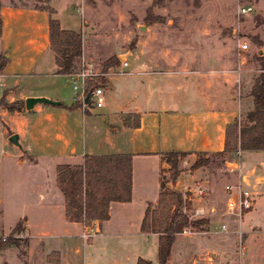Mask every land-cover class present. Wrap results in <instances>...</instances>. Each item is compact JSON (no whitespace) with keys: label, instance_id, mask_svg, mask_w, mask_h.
Wrapping results in <instances>:
<instances>
[{"label":"crops","instance_id":"obj_1","mask_svg":"<svg viewBox=\"0 0 264 264\" xmlns=\"http://www.w3.org/2000/svg\"><path fill=\"white\" fill-rule=\"evenodd\" d=\"M3 1L0 0V53L5 55L7 62L0 76L18 75L19 72L6 71L5 67L22 58L29 64L24 75L34 79L25 85L22 83L26 88L17 96L13 95L19 84L15 79L2 89L6 90L4 97L7 101H22L17 109L8 110L0 106V117L12 111V116H8L9 120L23 123L22 128L15 130L18 133L17 140L22 133L28 136V140L19 154L24 157H19L16 161L28 163L30 169L28 179L31 202L28 211L15 216L8 227L24 217L21 225L28 240V258L31 260L34 245L42 244L41 248L45 249L42 252L45 264H135L138 256L146 257L154 264L157 233L141 231L139 224L145 207L156 205L159 191L158 170L164 166L160 153L165 151L164 148L170 147L206 152L221 149L225 125L239 118L251 107V96L248 93L250 85L242 97L226 95L228 83L217 82L212 85L205 72L193 71L182 75V80L176 76L174 81H164L171 91L170 96L161 95L156 102L145 95L139 99L133 95L117 109L108 112L90 111V108H94L90 106L84 109L67 108L64 105L70 104L75 96L71 78L76 70L70 73L55 72L53 56L48 47V15L31 6H8ZM57 20L60 28L78 31V27L62 25L60 19ZM109 75L107 81L111 83ZM57 79L58 83L60 80L67 82L68 89L72 91L69 96H64L61 90L55 89ZM150 81L156 89L158 81H153V78ZM228 82L231 83L230 79ZM62 84L63 82L59 83ZM105 88L102 86L104 101L101 106L105 105ZM161 88L158 89L163 91ZM30 95H43L58 100L59 103L35 102L27 109L24 98ZM128 115L134 116L133 120L138 119L137 126L132 124ZM30 117L33 122L29 125L26 120ZM77 117L83 121L79 125L75 122ZM74 125L81 126L79 140L70 133ZM84 127L88 132L87 145L82 140ZM13 131L7 129V135ZM153 135H156L155 140ZM141 141L148 142L149 145L141 148L138 146ZM110 152L131 154L129 199L110 200L106 219H91L87 224L67 220L64 216L63 195L56 185V166L80 164L85 153ZM236 154L231 155L235 161H227L228 168L233 169L229 170L231 182H237L253 193L252 205L240 217L234 216L231 219L234 222L233 228L217 232L235 235V230H241V235L247 237V234L257 230L255 218L257 212L264 209V149L239 150L237 156ZM153 158L157 165L151 179L146 174L145 163ZM207 222L210 223V220ZM0 225L2 226L1 220ZM88 226L94 227L95 232L83 238L81 233ZM198 232L200 231L179 232L175 237L178 234H200ZM259 243L256 241L255 245ZM83 245L85 246L82 247ZM201 248H193L195 251L189 249L192 256L188 262L195 259L198 253L208 250ZM252 257L250 253L246 255L248 262L259 264ZM38 258L40 262L41 252L34 261Z\"/></svg>","mask_w":264,"mask_h":264},{"label":"rangeland","instance_id":"obj_2","mask_svg":"<svg viewBox=\"0 0 264 264\" xmlns=\"http://www.w3.org/2000/svg\"><path fill=\"white\" fill-rule=\"evenodd\" d=\"M51 1V16L59 18L62 25L78 27L81 34V55L76 61L75 70L86 61L91 62L95 70L110 72L103 76L106 77V82L100 84L106 87L105 105L90 108V111L108 112L117 109L133 95L138 99L145 95L154 102L161 95L169 97L171 91L164 81H174L176 76L182 80V75L193 71L205 72L212 85L217 82L228 83L226 95L242 97L251 84V78L258 72L255 56H264V0ZM3 4L31 6L33 0H4ZM240 6H249L251 11L239 14ZM251 36L257 37L260 44L253 42ZM242 42L246 43V49L238 47ZM122 55L127 57V67L121 68L126 72H116L120 69L118 58ZM112 56L116 61L104 69L103 61ZM27 65L28 61L21 58L19 62L13 61L5 67L6 71L19 73L13 77L0 76V95L4 85L12 83L14 79L19 81L13 92L15 96L26 88L25 84L34 81L24 75ZM235 69L238 73L232 71ZM108 75L111 83L107 81ZM150 78L158 81L156 89ZM229 79L231 83L228 82ZM58 80L54 83L55 89L61 90L64 96H69L72 91L68 89L67 82L60 80L59 83L63 84L59 85ZM160 87L163 91L159 90ZM6 113L0 117V234L4 236L10 233L18 240L17 245L7 243L0 247V264H45V249L41 248L42 244L34 245L35 251L31 253L30 260L24 229L11 231V227H8L15 216L26 212L31 202V193L28 163L16 161L19 157H24L19 154L25 148L28 136L22 133L17 140L18 145L8 140L7 129L14 130L13 133L18 135L15 130L24 125L9 120L8 116H12V111ZM128 116L133 121L134 116ZM76 119L78 125L83 122L78 117ZM26 122L30 125L33 119L30 117ZM80 130L81 126L74 125L70 132L76 140H79ZM153 139H156V135H153ZM82 140L86 145L89 142L86 127ZM148 145V142L142 141L138 144L141 148ZM169 149L177 148H164L165 151ZM192 150L187 149L189 154L179 158V173L174 186L180 190L185 186H202L200 195H192L191 204L201 205L204 208L203 216L210 223L207 222L201 229L193 228V231H200V234L176 235L172 252L164 264H250L246 258L249 253L251 257L254 256V261L264 264V209L257 212V230L247 234V237L210 231L212 224L217 225L218 222H224L227 228H233L234 222L231 219L234 215L226 213L224 209L223 185L231 182L227 161H235V158L230 156L223 161L218 155L208 153L204 155L211 159L209 163L191 168L193 159L202 155L191 153ZM160 158L164 166L159 168L158 176L166 185L171 186L164 155ZM156 165L154 158L145 163L146 174L151 179ZM256 241L260 243L255 245ZM240 243L244 245L242 252L238 251ZM199 247L208 250L198 253L192 259L193 263L188 262L192 256L189 249L197 250ZM82 250L85 252L84 248ZM39 252L42 254L41 261L38 262L39 258L34 261ZM153 256V263L156 264L155 254Z\"/></svg>","mask_w":264,"mask_h":264},{"label":"trees","instance_id":"obj_3","mask_svg":"<svg viewBox=\"0 0 264 264\" xmlns=\"http://www.w3.org/2000/svg\"><path fill=\"white\" fill-rule=\"evenodd\" d=\"M11 1V0H8ZM50 0H33L31 7L47 13L48 47L53 56L56 73H70L76 69V61L81 55V34L79 31L60 28L58 20L51 16L53 9ZM15 6V5H12ZM1 33V20H0ZM253 42L260 44L255 36L250 37ZM258 72L251 78L249 95L251 107L242 115L227 123L224 128L222 148L216 151H194L201 153L190 163L191 168L206 165L211 159L204 154H216L226 161L236 150L264 149V56H255ZM116 61L109 57L103 61V68H107ZM7 58L0 53V72L6 65ZM103 71V70H102ZM98 79V80H97ZM106 79L102 75L86 77L83 82L84 92H89L97 85H102ZM2 90L0 106L8 110L17 109L22 101L5 100ZM67 108L81 106L80 99H74ZM137 126L138 119L132 123ZM190 153V154H191ZM167 164L168 179L171 186L166 185L159 176V191L156 205L145 207L140 220L141 231L157 233L156 260L157 264H164L170 255V248L176 233L186 226L193 230L201 229L207 223L204 216L188 219L182 207L189 208L191 201L183 196V192L174 187L179 173L177 166L179 158L189 154L187 150L169 149L160 153ZM160 155V156H161ZM130 158L126 152H110L103 154L83 155L80 164H58L56 166V185L64 199V216L67 220L79 221L87 224L91 219L103 220L108 217V202L110 200L124 201L130 197ZM24 217L18 219L11 227V231L22 230ZM17 237L10 233L0 234V247L7 243L17 245ZM135 264H152L150 259L138 256Z\"/></svg>","mask_w":264,"mask_h":264},{"label":"built area","instance_id":"obj_4","mask_svg":"<svg viewBox=\"0 0 264 264\" xmlns=\"http://www.w3.org/2000/svg\"><path fill=\"white\" fill-rule=\"evenodd\" d=\"M251 11V7L249 6H240L238 8L239 14H247ZM240 49H246V43L242 42L238 44ZM119 59V67L120 69L116 70V72H126L121 68L127 67V57L126 55H122ZM238 73V70H232ZM110 72L108 71H101L95 70L94 66L91 62H83L78 70L72 73V88L75 89V96L74 99H80L81 101V108H85L87 106L90 107H99L103 104L104 97H103V89L101 85L95 86L89 92H84L83 90V82L86 77H93L96 75H106ZM114 73V72H113ZM235 80H238V76L235 77ZM239 150H236L235 153L238 154ZM236 154V156H237ZM228 170H233L231 167ZM184 194L183 196L186 197L188 200L191 201L192 195H200L202 193V186L195 185L189 187H183L181 190ZM223 191L225 193V202H224V209L225 212L228 214H232L236 217H240L246 210H248L252 205L253 200V193L248 190L247 188L241 186L239 183L235 182H227L223 185ZM183 212H185L188 219L200 217L204 215V208L201 205H192L189 208L182 207ZM212 210V209H210ZM228 230L227 225L224 222H218L217 225H212V230L210 231H226ZM95 232L94 227L88 226L84 229L81 233L83 238H86ZM181 232H193L190 226H186L182 229ZM235 233L240 237L241 230H235ZM3 236V235H2ZM244 249V245L240 243L238 246V251L242 252Z\"/></svg>","mask_w":264,"mask_h":264},{"label":"water","instance_id":"obj_5","mask_svg":"<svg viewBox=\"0 0 264 264\" xmlns=\"http://www.w3.org/2000/svg\"><path fill=\"white\" fill-rule=\"evenodd\" d=\"M35 102H47V103H51V104H58L59 103L58 100L50 99V98L43 96V95H35V96L30 95V96H26L24 98V106L27 109H29ZM8 140L11 141L12 143L18 145L16 133H10L8 136Z\"/></svg>","mask_w":264,"mask_h":264}]
</instances>
